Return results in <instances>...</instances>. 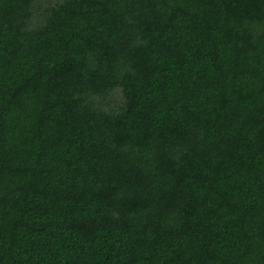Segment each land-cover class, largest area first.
<instances>
[{"label": "trees", "instance_id": "16d2710c", "mask_svg": "<svg viewBox=\"0 0 264 264\" xmlns=\"http://www.w3.org/2000/svg\"><path fill=\"white\" fill-rule=\"evenodd\" d=\"M0 264H264V0H0Z\"/></svg>", "mask_w": 264, "mask_h": 264}]
</instances>
